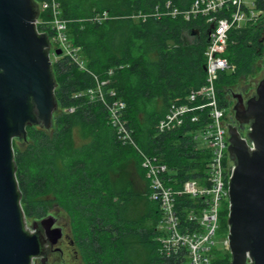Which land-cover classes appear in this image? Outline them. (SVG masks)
<instances>
[{
    "label": "trees",
    "instance_id": "obj_1",
    "mask_svg": "<svg viewBox=\"0 0 264 264\" xmlns=\"http://www.w3.org/2000/svg\"><path fill=\"white\" fill-rule=\"evenodd\" d=\"M163 1L58 0L61 16L68 20L66 34L80 48L86 68L109 79L108 87L126 104L123 115L139 149L159 157L177 188L186 178L198 179L205 173L209 154L191 139L197 123L186 121L168 132H159L155 125L170 102H183L189 91L202 85L210 25L202 17L190 21L126 17ZM170 1L185 8L192 0ZM258 5L263 9L264 0ZM105 10L114 18L86 20ZM257 28L256 20L249 21L228 34L224 55L233 70L224 71L214 83L221 106L230 82L254 71V61L261 56ZM45 33L49 35L48 30ZM51 72L57 104L52 129L28 125L24 148L13 147L24 216L41 219L53 208L67 214L82 264H174L175 256L158 252L161 211L158 202L147 197L141 157L131 146L117 142L101 102L72 95L92 86L93 76L79 70L68 56L57 57ZM71 106L73 111L64 110ZM183 199L178 201H188ZM227 213L225 207L223 217ZM229 258V250L217 251L213 264H229Z\"/></svg>",
    "mask_w": 264,
    "mask_h": 264
},
{
    "label": "built area",
    "instance_id": "obj_2",
    "mask_svg": "<svg viewBox=\"0 0 264 264\" xmlns=\"http://www.w3.org/2000/svg\"><path fill=\"white\" fill-rule=\"evenodd\" d=\"M259 0H192L190 5L181 8L170 0L156 4L148 11H136L126 17L145 21L149 17L157 19L163 17L180 18L190 21L202 17L209 23L205 57V77L201 86L189 91L183 102H170L163 117L156 121L155 128L159 132L173 131L184 122L197 123V128L190 132L191 139L205 149L209 154L205 163V173L198 179L186 178L180 187H174L171 171L160 162L159 157L148 155L141 151L134 140L133 129L127 125L123 115L126 104L113 88L108 87V78L101 79L86 68V62L80 55V48L72 45L66 34L68 20L61 16L58 0H39L35 5L36 30H48L49 55L55 50H61L60 56H68L79 70L86 71L94 78L92 86L72 94L74 98L85 96L90 102H101L104 106L107 124L114 129L117 142L131 146L141 157L140 166L145 170L148 189L147 197L158 202L161 215L157 225L159 227L157 240L158 252L169 257L175 256L174 264H213L216 256L214 247V233L218 228L219 201L228 199L227 187L230 172L233 169L226 147L227 125H225L227 111L225 105H220L216 95L215 81L225 72L233 70L224 55L227 48L228 34L236 27L254 22L259 18L262 9ZM108 12L93 13L86 20L101 22L110 18ZM46 34V33H45ZM50 47H53L51 51ZM54 61V58L50 60ZM111 71L108 72L110 74ZM74 106L64 109L73 111ZM188 201H178L179 199ZM228 205V201L226 206ZM226 236V235H225ZM227 236L222 242V250H227ZM221 250V251H222Z\"/></svg>",
    "mask_w": 264,
    "mask_h": 264
},
{
    "label": "water",
    "instance_id": "obj_3",
    "mask_svg": "<svg viewBox=\"0 0 264 264\" xmlns=\"http://www.w3.org/2000/svg\"><path fill=\"white\" fill-rule=\"evenodd\" d=\"M37 12L32 0H0V264H30L62 234L50 214L28 229L12 161L11 140L25 138L28 125L48 127L57 109L49 39L35 28ZM233 109L234 118L250 126L246 138L228 131V263L264 264V76L246 107ZM38 226L43 232L35 231Z\"/></svg>",
    "mask_w": 264,
    "mask_h": 264
},
{
    "label": "rangeland",
    "instance_id": "obj_4",
    "mask_svg": "<svg viewBox=\"0 0 264 264\" xmlns=\"http://www.w3.org/2000/svg\"><path fill=\"white\" fill-rule=\"evenodd\" d=\"M262 20H259V22L256 23L258 27L256 29L258 31L257 35L261 33L259 25H262L261 24ZM50 49L51 51L54 50L53 47L52 48L50 47ZM60 54L61 53L59 54L51 53L49 55L50 60H52L53 58L54 60H56L57 57L59 58ZM263 54L261 53V56L257 58L256 61H254V66H255L254 71H252L248 75H241V76L238 75L237 78H235L232 82H230V84L227 86V89H226L227 92H224L223 94V97L224 99H226V102L228 101L227 99L230 97L229 95L230 92L237 93L239 91V92H242L244 95H246L252 92V90L256 87L258 83L257 81L259 80L263 72V68H261L262 64L264 63ZM203 70H204V65H203ZM228 103L231 104L232 102L228 101ZM55 110L57 109H54V111ZM54 111L52 112V114L54 113ZM52 125H53V120H52V123H50L48 127L46 128L42 126L41 127L49 131L52 129L53 127ZM33 127L38 128L39 126L33 125ZM11 144H12V147H14V149H19V148L22 149L24 148L25 140H23L22 138L12 139ZM136 178H135L134 183L139 184V181ZM140 187H141V190L145 189L144 184H141ZM227 201H228L227 198L220 200L219 206H218L219 208V214H218V219H217L218 228H216V231L213 235L214 241H215L214 247L218 251L222 250V242L224 238L226 237L225 235H226L227 228H228L227 222H226V216L223 217V214H225V207L227 208L226 206ZM48 214L53 215L56 218L54 224L62 228L61 237L57 240V243L55 245L50 247V245L48 244L49 246L45 248L46 253L43 256H40L41 257L40 259L37 258V260L32 261L30 264H82V262L80 261L81 260L80 256L78 255V252L76 251V248H75L76 245L72 242V238L70 234L71 231H70V228H68V215L65 214L62 210H55L54 208L49 210ZM37 220L39 219H36V221ZM33 221H35V218L26 217L25 224L28 227V229H31L30 224Z\"/></svg>",
    "mask_w": 264,
    "mask_h": 264
},
{
    "label": "flooded vegetation",
    "instance_id": "obj_5",
    "mask_svg": "<svg viewBox=\"0 0 264 264\" xmlns=\"http://www.w3.org/2000/svg\"><path fill=\"white\" fill-rule=\"evenodd\" d=\"M264 18V8L262 9L261 11V14L259 16L258 19H256V23L259 22V20H262ZM262 25H259L260 27V34L257 35V41L259 43V45L261 46V50H260V55L261 53L263 54L264 53V19L262 20ZM262 51V52H261ZM264 55V54H263ZM261 68H263V72H262V75L261 77L259 78V80L257 81V85L259 84V81L262 79V77L264 76V63L262 64ZM257 85L255 88H257ZM255 88L252 90V92L244 95L242 92H230V97L227 99L228 101H231L232 103H228V101L226 102V108H227V111H229V114H228V117H226V120H225V125H227V138L229 137V129L230 127L231 128H235L237 131V136H241L242 138H246L245 134H246V131L248 130L249 126H250V120H248L247 122H241L236 120L234 117H235V110L233 109V107L238 103L241 107H246V103L247 101L252 98V95L254 96L255 95ZM55 223V222H54ZM52 226H55V224H53ZM57 226V225H56ZM37 231V233H40V232H43V230L38 226L35 228ZM49 246L48 244L46 245V247ZM51 247V245H50ZM51 250V249H50ZM46 253V251H45Z\"/></svg>",
    "mask_w": 264,
    "mask_h": 264
}]
</instances>
